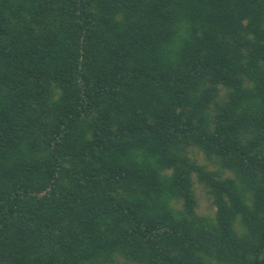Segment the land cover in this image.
I'll return each mask as SVG.
<instances>
[{
	"label": "trees",
	"instance_id": "1",
	"mask_svg": "<svg viewBox=\"0 0 264 264\" xmlns=\"http://www.w3.org/2000/svg\"><path fill=\"white\" fill-rule=\"evenodd\" d=\"M0 264H264V0H0Z\"/></svg>",
	"mask_w": 264,
	"mask_h": 264
}]
</instances>
